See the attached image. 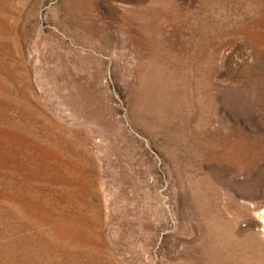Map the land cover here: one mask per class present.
I'll return each instance as SVG.
<instances>
[{
  "label": "rangeland",
  "instance_id": "1",
  "mask_svg": "<svg viewBox=\"0 0 264 264\" xmlns=\"http://www.w3.org/2000/svg\"><path fill=\"white\" fill-rule=\"evenodd\" d=\"M0 264H264V0H0Z\"/></svg>",
  "mask_w": 264,
  "mask_h": 264
}]
</instances>
